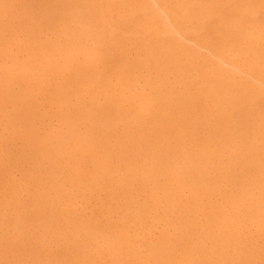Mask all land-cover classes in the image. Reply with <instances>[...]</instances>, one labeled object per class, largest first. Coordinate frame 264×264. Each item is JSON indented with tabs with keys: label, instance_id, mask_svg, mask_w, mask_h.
Masks as SVG:
<instances>
[{
	"label": "bare ground",
	"instance_id": "6f19581e",
	"mask_svg": "<svg viewBox=\"0 0 264 264\" xmlns=\"http://www.w3.org/2000/svg\"><path fill=\"white\" fill-rule=\"evenodd\" d=\"M26 1L17 27H0V57L10 60L0 65V121L26 120L25 133L48 144L35 153L51 168L53 198L38 205L50 207L45 228L61 237L53 199L79 217L96 208L94 194L129 209L140 184L156 211L160 197L174 215L176 238L151 247L156 264H264V0ZM11 4L0 0V21ZM40 97L57 109L59 137L33 127ZM15 103L36 110L15 118L17 109L5 113ZM27 211L0 197V264ZM100 214L112 219L110 205ZM94 221L69 228L70 264L128 260L126 233Z\"/></svg>",
	"mask_w": 264,
	"mask_h": 264
},
{
	"label": "rangeland",
	"instance_id": "374dc122",
	"mask_svg": "<svg viewBox=\"0 0 264 264\" xmlns=\"http://www.w3.org/2000/svg\"><path fill=\"white\" fill-rule=\"evenodd\" d=\"M10 2L12 3V15L8 17V12L6 11L5 18L0 21V27H2V29L8 25L11 30V24L14 23V27H17L19 22L18 15L21 13L20 10L24 12L25 9H28V1L10 0ZM38 8L39 7H35V9H33L34 14L39 12ZM8 14L10 15V13ZM11 19L12 22H10ZM13 36L25 37V34L13 33ZM13 36L12 39L15 38ZM40 38L43 40L45 39L43 36ZM61 43H63V40H61ZM203 55H206L205 51ZM18 58L19 61L22 62L24 60V55H20ZM41 58L42 56L38 55L36 61L40 62ZM7 59L8 58L1 56L0 65L10 64V60ZM65 74L69 76V73ZM57 82H59V78L55 75L52 84L54 85ZM20 87H22V85H20ZM45 104L47 103L44 102L41 97L35 101L34 105L41 107L38 112L36 111L39 117L33 120V127H36L39 130L40 136L45 139H47V135L52 136L53 132H56L55 135L59 137L57 131H60V124L57 122V119L55 120L56 114L53 113V111H57V109L51 110L49 107H45ZM26 105L27 104L20 106L18 103L9 105L5 113L13 114L14 110L17 109L15 118L24 114H26L27 117H32L30 115L31 109L34 108L36 110V108L32 106V103L28 107ZM71 105L73 106V104ZM0 115L3 117L5 116L4 118L7 121V117L4 113H0ZM5 120L3 119L0 121V137L3 136V138L0 139V197L3 202L10 203L12 199L15 203H18L21 208H26L28 210V217L14 248L10 249L5 244L4 248L1 250L7 257L9 261L8 264H11L13 259L16 260L17 264H70L71 261L76 262V259L71 254L68 255L66 251L71 246L72 235L69 228H72V223H75V221L79 222L80 219H84V221L88 223H94V220H97L102 227L107 226L111 230L118 231V233L120 231L126 233V237L128 236L131 243L134 244V249L132 248L133 253L129 254L130 257L128 260L123 261L124 259H122L118 264H156L155 260L151 257V247L159 244L160 240L163 238H176V231L170 226V220L172 218L174 219V215L166 211V204L163 199L160 197L158 198L157 203L161 205L156 211L155 202L153 203L150 198L151 189H147L143 192L139 184L136 186L138 197L129 200L131 202L129 209L111 203L103 194H94V198H90L89 206L93 205L96 206V208L93 212L84 211L86 216L83 214L81 217L71 214L66 207L65 201L56 202V200L53 199L50 201L51 203H49V205H56L60 210V222L57 227L61 231V237H57L54 234L56 230L46 229L42 221L43 216L41 214L47 213L50 207H44L43 205L38 206L41 205L40 200L43 195L49 196L50 193H52L49 186L45 184L47 171L51 168L46 163L42 162V157L38 156L39 154H35L43 151L45 149L44 147H47L48 144L46 146L42 144L37 145L33 136L25 133L23 126L27 127L25 125L27 122L26 120H22L21 118L16 119L14 127L5 124ZM60 139L65 141V137ZM34 144L37 145L35 150L33 148ZM46 151L51 153L50 150ZM60 158L61 160L64 159V162L67 161L66 157ZM37 163L42 167L38 168L36 166ZM30 171H33L32 178L29 173ZM80 180H85L84 176L81 175L80 178L77 177V181L79 182ZM34 182H36V184H34ZM14 184L16 186H14ZM229 191L235 192V190L228 188V192ZM183 195L187 196L189 194L188 192H184ZM95 196H98L99 199L97 200ZM50 197L53 198L51 195ZM154 199H157V196H155ZM80 204V202H77L76 208L79 212H82L80 211L82 207ZM104 205H110V213L113 220H108L104 215L100 214V209ZM32 207L35 209H32ZM12 210L13 206L11 205L6 208L7 213H10ZM120 215L124 216L125 225H123L124 221L123 223L119 221ZM167 216L170 220L167 219ZM91 218L93 221H90ZM78 222H76V225ZM246 235L249 236V234ZM232 252L233 251H231V254ZM85 262H88V260L85 259L84 263ZM79 263H83V260L80 259ZM87 264L94 263L90 261ZM95 264L100 263L96 262Z\"/></svg>",
	"mask_w": 264,
	"mask_h": 264
}]
</instances>
